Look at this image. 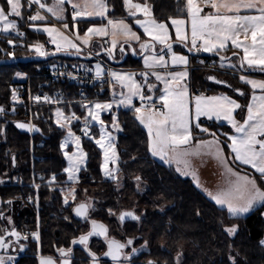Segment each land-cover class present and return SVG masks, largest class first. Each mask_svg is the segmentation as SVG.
<instances>
[{
    "label": "snow or ice",
    "instance_id": "obj_1",
    "mask_svg": "<svg viewBox=\"0 0 264 264\" xmlns=\"http://www.w3.org/2000/svg\"><path fill=\"white\" fill-rule=\"evenodd\" d=\"M29 8L37 5L35 13L28 16L32 22L46 21V16L41 14V10L50 13L59 21H65L66 11L70 12L73 27L77 18L81 17H101L107 18V0H53L51 5L42 0H25ZM124 6L129 10V15L136 17L137 12L143 13L145 19H135V24L143 29L144 35L150 39L141 41L140 35L133 31L125 20L107 19V24L99 27H89L81 37L77 33L76 40L82 41L83 45H88L92 35L100 37L111 36V46L103 48L109 58L114 59V50L118 45V38L123 37L125 42L136 41L142 53L143 70L139 73L121 72L110 68L106 69L101 63L97 62L94 68H86L85 65H74V68L84 69L86 73L94 72L92 79L107 83L112 87V99L110 101H87L81 102V107L85 109L80 129L83 137L94 140L95 144L103 149L104 163L101 165L104 175L117 179L114 173L116 168H109L111 161L116 163L118 157L114 145L112 132L101 118V113L111 111L115 105L117 108L123 106L135 114V119L147 130V150L153 155L158 156L167 164L175 163L176 170L183 175H192L197 187H201L195 172L191 171L189 157L199 155L201 152L211 154L222 166L224 170V181L221 187L215 191L204 188L207 196L219 206L223 212L227 210L228 216L238 217L249 213L250 210L258 206H264V79L250 78L249 75L240 74L239 81L250 85L251 95L246 104L239 103L228 94L204 95L203 93L193 95L188 86L189 77V56L174 50L173 42H170L169 25L158 22L152 16L151 6L147 0L144 4L133 3L132 0H123ZM66 5H71L70 9ZM24 5L21 0H3L0 3V32L8 33L15 31L17 35H23L19 31L17 21L10 17L23 19L22 9ZM187 20L182 18L169 17L171 26L175 29L176 41L187 48L189 53L193 52H213L219 56V69H224L225 75L235 76L245 69L264 73V0H186ZM208 8L210 11L205 12ZM134 10V11H133ZM186 25H190V47L188 45L189 33ZM30 27L40 30L35 24ZM63 29H69V23L63 22ZM43 32L51 37V43L55 45V52H69L70 54L81 55L82 47L74 42L73 39L65 35L56 26L43 25ZM199 42V43H198ZM235 49L242 50L243 55L234 52L236 57L233 62L231 57L221 55L227 48L228 43ZM9 45H13V40H8ZM157 45L160 49L157 51ZM39 56H47L50 53L44 49L43 44H33ZM120 52H124L123 45ZM135 53V49H133ZM54 54V53H52ZM8 56L14 53L8 52ZM91 55V53H89ZM99 55V53H96ZM203 63V61H201ZM215 68V65H213ZM179 69V70H176ZM22 76V73H16ZM71 76L72 74L69 73ZM75 78V77H74ZM208 80L217 85H224L239 96H246L240 88L234 87L226 80H221L214 75H209ZM154 81V82H153ZM115 85L120 86V91L115 90ZM158 85H163L162 88ZM83 95V94H82ZM32 98V97H30ZM134 98L140 101V106L136 107ZM11 99L17 102L19 97L15 89L12 90ZM37 102L43 99L51 102V98L35 96L32 98ZM240 110L243 113L242 122L236 119L235 113ZM15 112V107L12 110ZM7 110L0 105V116L6 115ZM56 124L61 130H65V135L60 143V149L64 158L67 160V167L63 169L67 173L69 181L78 180L77 173L81 169L87 158V153L82 146V138L72 130L73 121L81 122V118L75 112L66 115L61 108L55 112ZM201 117L208 120L215 118L216 121H226L231 126L232 132L220 133L225 137L221 141L217 132L211 131L201 123ZM99 125V138L96 139L91 134V128ZM16 127L27 129L28 131H39L36 125L31 123L17 122ZM111 128L114 131H121L118 118L112 115ZM207 134L210 139H197L195 146H191L193 140V130ZM74 147V151H65L69 145ZM225 147L229 150L225 155ZM13 163L15 158L13 157ZM183 165V168L181 167ZM232 165H236L233 167ZM247 169L254 170L251 174ZM137 181L140 177H135ZM56 180L53 175L49 183ZM0 183H3L0 180ZM38 188L39 185H36ZM139 187V184L137 185ZM75 200V188L69 189L68 193ZM31 199V198H30ZM65 204L68 203V196H65ZM7 205L12 204V200L0 201ZM91 203L80 202L74 208L76 216L88 220ZM163 210V209H161ZM109 214H114L109 209ZM126 217L139 220L133 211H122L118 219L124 221ZM0 219L12 223L10 216H5V212L0 210ZM91 230L86 234L73 238L72 245H82L91 257L92 264H97L96 253L88 248L89 238L92 236L104 237L107 244V251L104 256L109 257L113 264H130L133 254L141 249L132 247L130 252L124 249L133 245L134 238H128L125 243L114 238L108 237L107 227L90 220ZM229 235L236 232V226L224 229ZM0 250H7L12 246L13 241L5 237H15V242H19L21 233L15 227L11 229H0ZM32 236L39 241L38 232H33ZM23 239H27L24 236ZM147 241L141 248L147 247ZM264 243V241H261ZM23 245L20 249L23 250ZM60 254L59 264H70L68 257L72 253L71 247L57 249ZM180 253H177V264H179ZM13 257L0 255V264H10ZM232 264L235 258L229 256ZM39 264H57L51 256H39ZM147 264H155L149 260Z\"/></svg>",
    "mask_w": 264,
    "mask_h": 264
},
{
    "label": "trees",
    "instance_id": "obj_2",
    "mask_svg": "<svg viewBox=\"0 0 264 264\" xmlns=\"http://www.w3.org/2000/svg\"><path fill=\"white\" fill-rule=\"evenodd\" d=\"M44 1V0H43ZM134 3L144 4L145 0H132ZM3 3V0H0ZM154 18L160 22H168L172 18L187 17L186 0H147ZM109 18L127 19L133 25L129 10L124 6L123 0H107ZM25 10V8H24ZM23 19L18 18V26L25 35L6 36L0 33V105L7 111L13 108L11 93L15 86L20 84L16 73H22L26 79L52 65H82L83 57L58 56L49 61L16 62L17 60L40 57L33 44H45L47 38L29 25L28 14L24 11ZM66 22H71L68 12ZM79 25L88 26L87 21H78ZM13 40L17 51L11 49L12 45L7 43ZM180 45V46H179ZM175 50L188 54L192 65L196 64L198 58L214 61L219 67V56L216 54L204 55L189 53L181 44ZM14 53L8 56L7 53ZM233 48L225 50L221 55L231 57L233 62L236 57ZM238 53V52H237ZM54 54H49L51 56ZM239 55H241L239 53ZM42 57V56H41ZM118 68L139 70L142 68V56L134 55L124 58L117 63ZM244 73L264 78V73L258 70ZM225 75L224 69L209 71L205 68H194L191 71V88L194 93L205 90L209 94L226 92L235 96L241 104H246L251 95V87L239 81V74ZM213 74L226 80L234 87L240 88L246 93L242 97L233 91L224 90L207 81V77ZM61 90L66 101H77V89L69 86L66 82H59L50 88V91ZM61 108L65 113L75 112L79 117L85 114V110L77 103L61 107H49L41 110L36 120L39 131L31 137L29 134L21 133L16 128L20 122V115L7 114L0 116V201L12 200L11 205L0 203V210L5 216H10L12 223L0 219V229L15 227L21 234L24 231L36 228L37 212L31 202L28 201L29 194L33 192L30 185L36 181L40 184V248L34 242L22 241L23 252L16 256L12 253L11 264H39L38 253L44 256H59L58 248L73 249L71 264H88L87 251L82 247L71 244L73 238H78L89 231V225L75 217L74 208L76 204H65L62 189L72 187L67 181L66 160L60 149V143L65 135L56 124L55 112ZM243 113L238 110L236 118L242 122ZM120 128L116 136V147L119 154L118 170L124 185L118 190L114 180L105 178L101 172V150L93 140L83 138V148L87 153V167L80 175L77 192L88 191V194L100 204L95 213V220L104 224L108 229V235L125 243L128 238H134L132 247L141 249L135 264H146L149 260L155 264H177V253L179 264H232L229 256L235 258V264H264V206L254 208L247 216L229 217L227 210H219L203 191H201L191 179L182 177L172 164H167L156 159L147 150V130L135 119L133 111L121 108L117 115ZM108 122H112V115L105 116ZM202 125L211 131L228 132L231 134L230 126L218 125L214 122L202 121ZM95 129V128H94ZM94 136H98L95 129ZM197 130L193 133V140L197 139ZM204 137H209L204 136ZM221 141L225 137L220 135ZM41 144V146H39ZM228 154L229 150L225 147ZM13 157L15 163H13ZM254 174L249 169H245ZM41 175L39 177L38 175ZM55 175L56 180L49 183ZM139 176L137 181L135 177ZM143 183L144 190L138 191L137 183ZM109 209L114 214L122 211H133L139 220L122 223L120 220L112 219L108 213ZM163 209V210H161ZM91 219V218H90ZM88 225V228H87ZM235 225L236 235H229L224 229ZM123 229V231H122ZM114 231V233H113ZM2 234V233H0ZM103 247L99 250L106 251L104 240ZM92 241L89 249L92 251ZM147 241V247L141 248ZM94 249V251H99ZM93 252V251H92ZM9 254V256H11Z\"/></svg>",
    "mask_w": 264,
    "mask_h": 264
},
{
    "label": "built area",
    "instance_id": "obj_3",
    "mask_svg": "<svg viewBox=\"0 0 264 264\" xmlns=\"http://www.w3.org/2000/svg\"><path fill=\"white\" fill-rule=\"evenodd\" d=\"M24 3V8L26 13L32 15L35 13L38 8L37 5H32L31 8L27 6L25 0H22ZM43 2V0H42ZM41 14L46 16V21L56 23L52 18L50 13H47L45 10H41ZM105 48L109 47L110 39L106 37L103 39ZM48 50L51 49V40L48 39ZM199 43V42H198ZM50 48V49H49ZM11 49L16 52L17 46L13 44ZM85 51L89 54L91 53L90 59L95 62L101 63L106 69L110 68L112 70L117 71V67L115 65L103 62L98 55L93 53L90 48H85ZM203 61V63H201ZM75 64L72 65H52L44 68L39 73L30 76L26 81L18 84L13 89L18 93V101L13 102V106L15 107V112L7 111L8 114L13 116L20 115V122L22 123H31L36 124L37 118H39L40 112L44 108L49 107H61L66 105H72L73 103H77L81 105V102L87 101H97L99 99H112V87L107 83V77L104 82L94 80L92 77L94 76V72L86 73L84 69L74 68ZM214 61H209L204 58H198L195 65L191 66V69L194 68H205L209 71H219V67L215 65ZM79 66V65H76ZM69 73L72 75L70 76ZM75 77V78H74ZM66 82L69 86H75L77 89V101L69 102L66 101V97L61 90L50 91V88L58 84L59 82ZM119 86V85H115ZM203 93L204 95L209 94L205 90H199L197 94ZM83 94V95H82ZM47 95L51 98V102H45L43 99L37 102L32 99L35 96L44 97ZM32 97V98H30ZM135 106H140V101H135ZM83 127V124L78 123V134L81 138H84L80 129ZM34 134H30L33 137ZM41 146V144H39ZM41 177V175H38ZM30 187L35 188V184H31ZM36 194V192H35ZM31 198V199H30ZM33 198L29 197L28 201L32 203ZM23 238V234H21ZM40 239V235H39Z\"/></svg>",
    "mask_w": 264,
    "mask_h": 264
},
{
    "label": "crops",
    "instance_id": "obj_4",
    "mask_svg": "<svg viewBox=\"0 0 264 264\" xmlns=\"http://www.w3.org/2000/svg\"><path fill=\"white\" fill-rule=\"evenodd\" d=\"M43 2H46L47 4L51 5L53 3V0H44ZM67 9H70V7L67 6ZM204 11L205 12H208V11H210V9L205 8ZM22 14H23V16L25 14L24 13V7L22 9ZM152 16H153V13H152ZM52 18L56 22L57 19L55 17H53V16H52ZM130 18L133 20V25L130 22H128L127 19H123V20H125V22L128 23L131 26V28H133V30L138 33V35H140L141 41L150 39L148 36L144 35L143 29L140 28V26L137 25V24H135V22H134L135 19H137V18L138 19H141V20L145 19L143 13L137 12L136 17L130 16ZM153 18H154V16H153ZM12 19H15L17 21L18 18L17 17H12ZM67 19H68V11H66V13H65V21H60V22H66ZM109 19H112V18H109ZM182 19L187 20V17H184ZM114 20H120V19H114ZM78 21H83V20H78ZM96 21H98V20H96ZM96 21H89L88 20L87 22L88 23H93V22H96ZM39 22H42V21H36V22H32V23H39ZM58 22H59V20H58ZM158 22H160V21H158ZM70 23H71V29L73 30L75 26L73 27V22L72 21ZM164 23H166V24L169 25L170 42H173V47H174V50H175V47L180 44L178 41H176L175 29L171 26L170 20L168 22H164ZM104 24H107V20L104 21ZM79 27H80L81 36H83L84 33L87 30V27H89V26L79 25ZM187 28H188L189 41H190V25H187ZM31 29H33V28L31 27ZM33 30L36 31L35 29H33ZM36 32H38L40 34H44L46 36V34L43 33V32H40V31H36ZM108 37L110 39V45H109V47H110L111 46V36H108ZM46 38H47V36H46ZM104 38H106V37H103V38H100V39L99 38H96V37L91 38L88 45H83L82 41H80V40H78V41L74 40V42L80 44L81 47H82V49H83L82 54L80 56H82L84 58L83 59L84 61H87V60L90 59V56L85 51V48H90L91 51L93 53H95V54L96 53H99L98 56L100 57V59L103 62L112 64V65H115L116 67H117V63H119L120 61H122L126 57L134 56L135 54L142 56V53H141V50L139 48V43L138 42H136V41L125 42L122 39H118V45H117L116 49L114 50V59L113 58H109L106 55V53L103 51V48H105L104 41H103ZM47 39H49V38H47ZM121 45H123V47H124V52L123 53L120 52V46ZM160 47H161L160 45H157V51L160 49ZM230 48H233L231 46V42L228 43L226 50H228ZM133 49H135V53L133 52ZM233 49L235 50V52H238L241 55H243L242 50H238V49H235V48H233ZM45 50L47 52H49L50 54H52V53H54V54H57V53H69V52H55V47L52 46V45H51V49L49 51H48V48H46V47H45ZM181 54L188 55V54H185V53H181ZM195 54H198V53H195ZM202 54H204V55H211V54H215V53H213V52H204ZM91 61H93V60H91ZM96 63L97 62H95V61H93L92 64L91 63L89 64L87 62H84V64H82V65H85L86 68H94V66H95ZM191 66H192V62H191V58L189 56V66H188V69H189V82H188V86H189L190 92L193 95H198L197 93H194L193 90H192V88H191V83H190V81H191V71H192ZM143 67H144V65H143V59H142V68L139 69V70L122 69V68H118V67H117V69H118V71L120 70L121 72L124 71V72H135V73H139L140 71L143 70ZM176 70H179V69H176ZM247 71L253 72L251 70H247ZM241 74L249 75L250 78L263 79V78H260L258 76H253L251 74L244 73V72L241 73ZM207 81H208V79H207ZM159 87L161 88V85ZM219 88H221V87H219ZM223 89L224 90H227L225 88H223ZM229 91H232V90L230 89ZM224 93H226V92L223 91V92H220V93H211V94H207V95L208 96H211V95H219V94H224ZM226 94H228V93H226ZM229 96H231V95H229ZM231 97L233 99H236L239 103H241L235 96L232 95ZM249 98H250V96H249ZM237 112H238V110H237ZM237 112L235 113V115L237 114ZM204 120L205 121H209V122H214V123H216L218 125L230 126V125L227 124L226 121H223V120L216 121L215 118H213L212 120H208L206 117H201V123ZM194 131H196V130L194 129L193 130V133H194ZM197 132L199 133L198 130H197ZM204 136H207V134L199 133L198 136H197V139H210L211 138V137H204ZM197 139H195V141L192 140L191 144L195 145ZM154 157L156 159H158L159 161H163L158 156H154ZM188 159H189L191 171L195 172L196 178L200 182L201 187H198V188L201 191H203L204 188H207V189H210V190H213L214 191L216 188L220 187V185L223 183L222 181L224 179V175H223L224 170H223L222 166L219 164V162L211 154H207V153H205V152L202 151L201 154H199V155H192ZM172 165L175 168H177V165L175 163H172ZM232 166L233 167H236V165H232ZM181 167L183 168V165H181ZM241 167H244L245 169H247L246 166H241ZM249 170L254 173V170H251V169H249ZM178 173L182 177H184V178L191 179L193 181V183L196 185V183H195L196 181L194 180V178H193L192 175H183V174H181V172H178ZM6 256H8V255H6ZM10 264H11V262H10Z\"/></svg>",
    "mask_w": 264,
    "mask_h": 264
},
{
    "label": "rangeland",
    "instance_id": "obj_5",
    "mask_svg": "<svg viewBox=\"0 0 264 264\" xmlns=\"http://www.w3.org/2000/svg\"><path fill=\"white\" fill-rule=\"evenodd\" d=\"M21 2H22V4L24 5V3H23V1L21 0ZM67 6L68 7H70L71 8V5H66V8H67ZM25 11V10H24ZM10 19H12V17H10ZM107 19H109V14H108V12H107V18H101V17H81V18H77V21L78 20H89V21H96V20H98V21H96V22H93V23H89V27H93V26H96V27H99V26H101V25H103L104 24V21L105 20H107ZM75 22V27H74V29L72 30L71 29V23L70 22H68L69 23V29H67V30H65V29H63V27H62V24H63V22H58V20H56V23H52V22H48V21H42V22H39V23H32V24H35V25H37V27H39L40 28V32H43V30H42V28H43V25L44 24H47L48 26H56L57 28H59L62 32H64V34L65 35H67V36H69V38H71V39H73V40H76L75 39V35L78 33L79 34V36H81V33H80V27H79V23L78 22ZM17 24H18V22H17ZM89 27H87V29L89 28ZM18 28H19V26H18ZM33 28V27H32ZM186 28H187V25H186ZM33 29H35L36 30V28H33ZM132 30H133V28H132ZM187 30H188V28H187ZM19 31L21 32V30L19 29ZM36 31H38V30H36ZM87 31V30H86ZM134 31V30H133ZM0 33H3V32H0ZM22 33V32H21ZM43 33H45V32H43ZM3 34H5L6 36H18L17 34H16V32L15 31H9L8 33H3ZM46 34V36H47V38H49V39H51V37H49L48 35H47V33H45ZM138 34V33H137ZM25 35V33L23 34V35H21V36H24ZM82 37V36H81ZM94 37H96V38H103V37H100V36H96V35H92L91 36V38H94ZM118 39H122L123 41H125L124 40V38L123 37H119ZM76 41H78V40H76ZM134 41V40H133ZM47 42H48V40H47ZM99 42V41H98ZM130 42H132V41H130ZM15 43V42H14ZM52 46H54L55 47V45L54 44H51ZM188 45H189V47L191 46L190 45V41H188ZM45 47L46 48H48V43H45L44 44V49H45ZM50 49V48H49ZM49 51V50H48ZM195 53H197V52H195ZM202 53H204V51H200V52H198V54H202ZM223 70V69H222ZM118 71V70H117ZM120 71V70H119ZM124 72V71H123ZM211 75H213V74H211ZM240 75V74H239ZM215 76H216V74H215ZM217 77V76H216ZM260 78H262V77H260ZM17 79H18V81L20 82V83H22V82H24V81H26L27 79H26V76L23 74L22 76H18L17 77ZM259 79V78H258ZM264 79V78H263ZM154 82V81H153ZM188 82H189V77H188ZM160 85H158V87H159ZM163 87V85H161V88ZM115 90L117 91V92H119L120 91V86H116L115 87ZM111 99H99V100H97V101H100V102H104V101H110ZM136 100H138V99H136V98H134V104H135V101ZM80 105V104H79ZM81 106V105H80ZM121 108H123V109H126L127 110V108H125V107H123V106H121V107H119V108H117L115 105L113 106V109L111 110V111H106V112H103V113H101V118L105 121V124L108 126V130L109 131H111L112 132V135H113V137H114V145H115V150H116V153H117V157H118V159H117V161H116V163L115 164H113L111 161H109V164H108V167L109 168H116L117 169V171L114 173V175H116L117 176V179L116 180H114L115 181V183H116V188L118 189V190H120V189H122L123 188V185H124V181H123V178H122V176H121V174L119 173V170H118V160H119V154H118V151H117V147H116V136H117V134L120 132V131H114L112 128H111V123L110 122H108L106 119H105V116H109V115H113V114H115L116 116L118 115V112H119V110L121 109ZM85 110V109H84ZM71 112H73V111H71ZM70 112V113H71ZM70 113H68V114H70ZM66 115H68L67 113H65ZM85 114H86V112H85ZM84 114V115H85ZM77 115V114H76ZM84 115L83 116H80V118H81V122H76V121H73V124H72V130L76 133V135H79L78 134V123L79 124H82V121H83V118H84ZM78 116V115H77ZM56 118V117H55ZM97 129V131H98V136H94V131H95V129ZM35 132H37V131H31L29 134H34ZM220 133H224L223 131H220ZM91 134L96 138V139H98L99 138V125H95L94 127H92L91 128ZM83 139V138H82ZM93 142H94V140H93ZM95 143V142H94ZM96 145V144H95ZM100 150H101V153H102V160H101V165L104 163V152H103V149L102 148H100L98 145H96ZM191 146L192 147H194L195 145H193V144H191ZM84 149V148H83ZM75 149H74V147L70 144L69 146H68V148L67 149H65V151H69V152H71V151H74ZM84 151L86 152V150L84 149ZM225 155H227V153H226V151H225ZM66 160V159H65ZM66 167H67V160H66ZM86 167H87V158H86V161H85V163L83 164V165H81V169H80V171L77 173V177H78V180L76 181V182H72V181H69L68 180V177H67V181L69 182V183H71V185H72V187H68V188H65V189H62L61 190V192H62V196H63V199H65V196H68V203L66 204V205H68V204H70V203H74V204H78V203H80V202H88V203H91V205H92V207L89 209V213H88V217H89V219L88 220H85L86 221V224L88 223V225H89V231H90V226H91V224H90V220L91 219H95L94 217H95V213H96V211H97V209H98V205L100 204L96 199H94L92 196H90V194H88V191H79V192H77V186H78V184H79V181H80V175H81V173H82V171L83 170H85L86 169ZM101 172H102V174H103V176L105 177V178H107V179H109V180H113L111 177H107V176H105L104 175V171H103V169H102V167H101ZM66 176H67V173H66ZM223 181H224V179H223ZM222 181V182H223ZM196 183V182H195ZM1 184V183H0ZM32 184H35V186L36 185H39V187L37 188L36 187V189L35 188H32V190H33V192H31L30 194H29V197H32L33 198V200H32V204H33V206L35 207V209H36V212H37V221H36V228L35 229H33V230H29V231H24L22 234H23V237L24 236H27V239H24L25 241H30V242H34V243H36L37 244V246H38V248H40V239H39V241H37L33 236H32V233L33 232H38V234L41 236V233H40V216H39V214H38V212H39V207H40V194H39V190H40V184H38L36 181H34V182H32ZM139 184V187H138V191H143L144 190V185H143V183H141V182H139V183H137V185ZM223 185V183L220 185V187ZM71 188H75V196H76V198H75V200H73L72 199V197L68 194L69 193V189H71ZM217 189V188H216ZM215 189V190H216ZM214 190V191H215ZM35 192H36V194H35ZM29 197H28V199H29ZM252 210H250V212H251ZM249 212V213H250ZM249 213H245V214H242L241 216H247V215H249ZM108 215L112 218V219H116V220H119L118 219V214L116 215V214H109L108 213ZM91 218V219H90ZM88 225H87V228H88ZM236 229H237V227H236ZM122 231H123V229H122ZM113 233H114V231H113ZM236 233H237V230H236V232L234 233V234H232V236H234V235H236ZM108 237L109 238H113L111 235H108ZM5 239L6 240H8L9 239V237H5ZM262 241H264V238L262 239ZM263 245H264V243H263ZM19 246V248L16 250V252H14V253H16V256L17 255H19L20 253H22L23 252V250H21L20 249V245H18ZM99 246H102L103 247V244H102V241H100V240H93L92 241V251L94 252V253H96V255H97V257H98V262H99V264H108V263H106L105 262V256L103 255V250H99ZM94 249H96V250H99V251H94ZM139 249V248H138ZM106 251H107V244H106ZM131 251V249H129V252ZM41 254L40 253H38V257L40 256ZM11 257H13V255H11ZM14 259V258H13ZM53 259H55L56 261H57V263L59 262V259H60V254H59V256H56V257H53ZM68 259H69V257H68ZM13 261H11V263H12ZM88 264H92V260H91V258L89 259V261H88ZM145 264V263H144ZM147 264V263H146Z\"/></svg>",
    "mask_w": 264,
    "mask_h": 264
},
{
    "label": "water",
    "instance_id": "obj_6",
    "mask_svg": "<svg viewBox=\"0 0 264 264\" xmlns=\"http://www.w3.org/2000/svg\"><path fill=\"white\" fill-rule=\"evenodd\" d=\"M61 55H63V56H70V57H80L79 55H75V54H70V53H57V54H54V55H51V56H40V57H32V58H27V59H22V60H17L16 62H19V63H21V62H31V61H49V60H51L52 58H55V57H58V56H61ZM208 82L210 83V84H212V85H216V86H218V87H221V88H225V89H227V90H230V89H228V88H226L224 85H217V84H215L213 81H210V80H208ZM16 126V125H15ZM17 128V127H16ZM21 133H24V134H29L30 133V131H28L27 129H20V128H17ZM38 132V131H37ZM37 132H35L34 134H36ZM30 135V134H29ZM78 219H81V220H83V218H81V217H78V216H76ZM130 221H134L133 219H131V218H129V217H126L125 218V220L124 221H121L122 223H125V222H130ZM100 223V222H99ZM90 230H91V228H90ZM93 238H97V239H101V240H105L104 239V237H99V236H92V237H90L89 238V242L91 241V239H93ZM13 239H14V241H15V237H13ZM88 245H89V243H88ZM73 247H83L82 245H79V244H77V245H73ZM84 248V247H83ZM126 249V248H125ZM125 249H124V251H125ZM7 252H8V250H7ZM5 254H7V253H5L4 252V250H0V255H5ZM138 254V252L137 253H135V254H133V255H137ZM106 257V256H105ZM106 259L108 260V261H110L112 264H113V262L111 261V259L109 258V257H106ZM57 264H59V263H57ZM97 264H99V262L97 261Z\"/></svg>",
    "mask_w": 264,
    "mask_h": 264
},
{
    "label": "flooded vegetation",
    "instance_id": "obj_7",
    "mask_svg": "<svg viewBox=\"0 0 264 264\" xmlns=\"http://www.w3.org/2000/svg\"><path fill=\"white\" fill-rule=\"evenodd\" d=\"M74 215H75V217H76L75 212H74ZM80 220H81V219H80ZM82 221H85V219H83ZM90 228H91V226H90ZM21 237H22V236H21ZM9 239L12 240L13 243H12V246L8 249L7 254H5V255H8V256H9V254L11 255L12 253L16 252V250L19 248L18 245H22V241H21V240H23V238H21L20 241H19L18 243L14 241L13 237H9ZM91 241H92V239H91ZM91 241H90V242H91ZM90 242H89V244H90ZM104 242L106 243L105 240H104ZM88 247H89V245H88ZM73 248H75V247H73ZM82 248H83V247H82ZM129 249H131V246L127 247V248L125 249V252H129ZM72 253H73V252H72ZM72 253H71V254H72ZM71 254H70V256H69L70 264L72 263ZM139 254H140V252H138L137 255H132V257H131V261H130V264H135V259L139 256ZM60 259H61V257H60ZM60 259H59V261H60ZM104 260H105L106 263H108V264H112V263H111L110 261H108L106 258H105ZM58 263H59V262H58Z\"/></svg>",
    "mask_w": 264,
    "mask_h": 264
}]
</instances>
